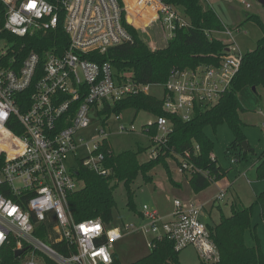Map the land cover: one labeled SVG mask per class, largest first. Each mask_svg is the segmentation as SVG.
<instances>
[{
	"label": "built area",
	"instance_id": "obj_1",
	"mask_svg": "<svg viewBox=\"0 0 264 264\" xmlns=\"http://www.w3.org/2000/svg\"><path fill=\"white\" fill-rule=\"evenodd\" d=\"M121 1L35 0L37 7L29 10L30 0H0L4 15L0 31L23 37L61 26L67 37L60 52L56 48L41 53L30 50L21 60L17 57L20 50L0 37V127L8 133L7 143L13 149L10 154L0 148V248L13 240L14 252L23 249L17 255L19 264H43L45 257L57 264H110L114 243L132 235L140 236L147 250L156 240L166 238L175 250L193 245L202 260L218 259L207 226L199 218L204 205L191 197L173 198L166 214L143 204L135 212L136 219L117 227H109L99 217L75 221L70 211L68 196L83 185L78 178L79 163L102 176L110 173L104 164L105 147H109L107 152L111 149L106 138L108 121L106 113L98 114L105 104L130 94L152 93L153 86H160L162 109L189 120L197 109L219 100L243 55L232 30L225 27L221 32L231 39L224 41L226 49L216 65L173 67L163 83H141L125 73L117 77L109 61L90 56L133 42L123 22L134 24ZM155 1L158 7L153 18L167 40L176 26L188 22L172 6ZM153 116L143 126L151 140L147 159L159 154L172 132L166 116ZM8 122L18 126L19 132L10 130ZM93 122L97 124L95 135L86 139L82 130ZM152 127L154 133L150 134ZM118 128L126 129L122 124ZM78 151L81 155L77 157ZM71 155L77 160L74 166L67 164ZM176 164L177 171L187 177L201 172L184 157ZM222 196L223 190L214 199ZM97 225L99 230H95Z\"/></svg>",
	"mask_w": 264,
	"mask_h": 264
},
{
	"label": "trees",
	"instance_id": "obj_2",
	"mask_svg": "<svg viewBox=\"0 0 264 264\" xmlns=\"http://www.w3.org/2000/svg\"><path fill=\"white\" fill-rule=\"evenodd\" d=\"M119 1L122 3L121 0ZM124 2L129 13L128 20L139 27L141 36L147 34L151 37V34L142 27L154 19L155 10L158 7L156 1L124 0ZM162 2L179 11L188 22L185 26L174 28L172 36L167 39L164 47L150 50L141 41L137 29L124 21L123 24L133 37V42L112 46L105 53L93 55L90 58L109 61L117 77L120 73L130 72L129 75L141 83H163L173 67L182 69L193 68L199 64L216 65L225 52L226 43L213 35V32L223 31L226 25L215 9L204 0H162ZM246 18L263 24L257 14H248ZM3 20L4 15L0 11V27L3 25ZM143 36L142 38L147 42L146 37ZM0 37L10 41L14 49L20 50L17 55L19 60L30 50L41 53L43 50L56 48L57 52H60L67 43L66 34L61 26L46 33L39 32L23 37L1 30ZM260 85H264V26L255 47L243 52L239 68L228 89L213 105L205 109H197L189 120H182L164 111L161 98L153 93L130 94L113 104H105L98 114L120 113L124 108L133 107L136 111L144 110L152 115H164L172 125V132L155 158L141 162L137 156L145 150V147L138 146L136 150L114 153L111 149L107 152L109 147L106 146L104 164L110 169L107 176L99 175L79 163L78 178L83 181V185L68 196V204L74 220L82 221L99 217L109 224L113 218L115 206L114 189L119 182L123 183L127 206L136 212L131 189L132 181L139 174L146 181H151L152 175L149 172L158 163L163 164L168 179L172 181L167 158H172L179 163V157H184L186 161L201 170V172H192L188 177V183L194 192L225 176L228 169L218 164L215 157H211L212 144L204 132V126L210 124L215 127L222 122L228 123L233 132V139L227 151L232 150L236 154L234 158L237 161L241 153L245 154L250 149L241 130L240 114L245 109L239 100L238 93L244 86L256 88ZM7 127L15 133L19 132L18 126L14 124L8 122ZM149 133H154L153 127L150 128ZM8 137L9 135L0 128V148L7 149L11 154L13 149L7 143ZM185 151L189 153L188 157L184 155ZM2 161L3 155L0 154V165ZM261 163L263 164L264 160ZM254 204L260 205L264 216V190L249 205H244L238 200L233 201L229 215L221 214L217 223L207 225L209 236L217 249L218 259L215 263L200 261L198 264H264V254L257 237L254 236L255 243L252 245H247L243 239L245 229L251 228ZM36 233L43 236L42 231ZM13 244L14 241L11 240L0 248V264H19V257L14 254ZM61 250L65 251L63 248ZM177 252L173 242L163 238L156 240L153 248L144 255L128 263H122L114 252L110 264H182L178 260ZM43 264L57 263L45 257Z\"/></svg>",
	"mask_w": 264,
	"mask_h": 264
},
{
	"label": "rangeland",
	"instance_id": "obj_3",
	"mask_svg": "<svg viewBox=\"0 0 264 264\" xmlns=\"http://www.w3.org/2000/svg\"><path fill=\"white\" fill-rule=\"evenodd\" d=\"M204 1L206 2V0ZM207 1L220 11L221 18L226 24L222 22L232 30V38L239 49L242 52L252 50L262 34L264 5L258 0ZM248 14L259 15L263 24H259L251 18L247 19ZM134 26L137 28L141 41L150 50L153 51L166 45L167 41L163 39L162 30L154 19L142 27L151 34V37H148L143 29L145 35L142 36L146 37L147 42L140 35L139 27ZM164 35L167 39L166 31ZM213 35L223 41L231 39L226 32L214 31ZM124 73L130 74V72ZM151 92L158 97L162 95L160 86H153ZM238 97L245 109L240 114L241 130L250 149L245 154L241 153L237 161L232 162L231 160L236 154L232 150L227 151V147L233 139V132L228 123L222 122L215 127L210 124L204 126V132L211 140L212 156L217 159L218 164L228 169L225 176L194 192L188 183L187 174L179 173L176 169L175 160L168 158L166 161L172 181L168 179L167 171L162 163L156 164L150 170L151 181H146L140 174L132 181L133 201L137 210L143 204H147L155 208L160 214H166L172 209L173 198L191 197L204 205L199 215L201 222L212 225L219 221L221 214H230L232 200H240L242 204L249 205L264 190V163H261L264 160V156H262L264 152V85L257 86L255 91L250 86H244L239 91ZM105 117L108 121L105 126L106 138L111 150L118 153L124 150H136L138 146H142L145 147V150L141 151L137 158L140 162L147 160L151 140L148 134L143 131V126L148 121L153 120L154 116L147 111H136L133 107H127L119 113L118 117L115 112L107 113ZM119 124L124 125L126 129L120 131ZM96 125V122H93L91 126L82 130L84 138L90 139L95 135L94 127ZM131 126L133 128L129 129ZM80 155L81 151H78L76 156ZM76 161L75 156L71 155L67 159V164L74 166ZM221 190H223V196L212 202ZM114 198L113 218L107 224L109 227H117L123 221L136 219L135 212L126 204L127 197L122 182H119L115 187ZM254 236L257 237L260 249L264 254V216L259 204H254L252 207L251 228L245 229L244 242L247 245L254 244ZM113 250L122 263L133 261L148 251L142 238L137 235L128 236L115 242ZM177 256L182 264H198L200 261L205 263L217 262V259L202 260L197 248L193 245L178 250Z\"/></svg>",
	"mask_w": 264,
	"mask_h": 264
},
{
	"label": "snow or ice",
	"instance_id": "obj_4",
	"mask_svg": "<svg viewBox=\"0 0 264 264\" xmlns=\"http://www.w3.org/2000/svg\"><path fill=\"white\" fill-rule=\"evenodd\" d=\"M37 7L35 0H30L29 4H28V9L29 10H34ZM13 212L15 211V209L12 210ZM87 230V229H85ZM95 230H99V226H95ZM100 252H103V249H100Z\"/></svg>",
	"mask_w": 264,
	"mask_h": 264
},
{
	"label": "crops",
	"instance_id": "obj_5",
	"mask_svg": "<svg viewBox=\"0 0 264 264\" xmlns=\"http://www.w3.org/2000/svg\"><path fill=\"white\" fill-rule=\"evenodd\" d=\"M206 2H207L209 5H211V3H210L209 1L206 0ZM211 6L215 9V11H216L217 14L219 15L220 19L222 20V18H221L222 15H221L220 11L217 9V7H214L213 5H211ZM222 21H223V20H222ZM223 22H224V21H223ZM224 23H225V22H224ZM225 24H226V23H225ZM165 41H167V40H165ZM214 198H215V197H214ZM214 200H216V199H213L212 202H213ZM233 201H237V200H232V202H233ZM238 201H240V200H238ZM232 202H231V203H232ZM240 202H241V201H240ZM241 203H242V202H241ZM203 208H204V206H203ZM209 213H210V211H209ZM214 223H217V222H214ZM214 223H213V224H214ZM205 224H206V223H205ZM207 225H208V224H206V226H207Z\"/></svg>",
	"mask_w": 264,
	"mask_h": 264
},
{
	"label": "water",
	"instance_id": "obj_6",
	"mask_svg": "<svg viewBox=\"0 0 264 264\" xmlns=\"http://www.w3.org/2000/svg\"><path fill=\"white\" fill-rule=\"evenodd\" d=\"M258 1H259L262 5H264V0H258ZM252 89L255 90V87L252 86ZM243 143H244V146H245V142H243ZM22 251H23V249H17V250H15L14 254L17 256V255H19Z\"/></svg>",
	"mask_w": 264,
	"mask_h": 264
},
{
	"label": "bare ground",
	"instance_id": "obj_7",
	"mask_svg": "<svg viewBox=\"0 0 264 264\" xmlns=\"http://www.w3.org/2000/svg\"><path fill=\"white\" fill-rule=\"evenodd\" d=\"M1 128V127H0ZM3 129V128H2ZM4 130V129H3ZM5 132H6V130H4ZM7 133V132H6ZM8 134V133H7ZM18 151H20L21 150V148L19 147L18 149H17Z\"/></svg>",
	"mask_w": 264,
	"mask_h": 264
},
{
	"label": "clouds",
	"instance_id": "obj_8",
	"mask_svg": "<svg viewBox=\"0 0 264 264\" xmlns=\"http://www.w3.org/2000/svg\"><path fill=\"white\" fill-rule=\"evenodd\" d=\"M13 19H15V18H13ZM21 34H23V33H21Z\"/></svg>",
	"mask_w": 264,
	"mask_h": 264
}]
</instances>
